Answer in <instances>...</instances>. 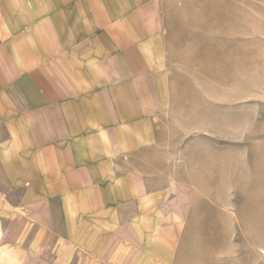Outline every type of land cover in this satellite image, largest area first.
<instances>
[{
	"label": "crops",
	"instance_id": "0c3cea01",
	"mask_svg": "<svg viewBox=\"0 0 264 264\" xmlns=\"http://www.w3.org/2000/svg\"><path fill=\"white\" fill-rule=\"evenodd\" d=\"M165 23L159 0H0V264H161Z\"/></svg>",
	"mask_w": 264,
	"mask_h": 264
},
{
	"label": "rangeland",
	"instance_id": "374dc122",
	"mask_svg": "<svg viewBox=\"0 0 264 264\" xmlns=\"http://www.w3.org/2000/svg\"><path fill=\"white\" fill-rule=\"evenodd\" d=\"M159 3V148L143 171L161 264H264V0Z\"/></svg>",
	"mask_w": 264,
	"mask_h": 264
}]
</instances>
